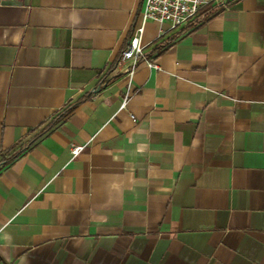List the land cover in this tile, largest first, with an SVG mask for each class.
<instances>
[{
    "label": "crops",
    "instance_id": "crops-1",
    "mask_svg": "<svg viewBox=\"0 0 264 264\" xmlns=\"http://www.w3.org/2000/svg\"><path fill=\"white\" fill-rule=\"evenodd\" d=\"M143 3L0 0V264H264V0Z\"/></svg>",
    "mask_w": 264,
    "mask_h": 264
},
{
    "label": "built area",
    "instance_id": "built-area-1",
    "mask_svg": "<svg viewBox=\"0 0 264 264\" xmlns=\"http://www.w3.org/2000/svg\"><path fill=\"white\" fill-rule=\"evenodd\" d=\"M5 2L16 0H2ZM222 0H144L141 11V24L135 28L126 49L121 55V61L130 63L129 73L132 74L138 60L143 57L141 37L144 25L147 22L159 25V34L162 33V26L168 24L170 29L180 28L191 21L197 13L206 6H218ZM150 67L158 68L154 63H148ZM120 109H126V99L123 100ZM131 118L133 119L132 115ZM83 150L82 146H71L72 157L78 156Z\"/></svg>",
    "mask_w": 264,
    "mask_h": 264
},
{
    "label": "trees",
    "instance_id": "trees-1",
    "mask_svg": "<svg viewBox=\"0 0 264 264\" xmlns=\"http://www.w3.org/2000/svg\"><path fill=\"white\" fill-rule=\"evenodd\" d=\"M218 7V6H217ZM216 6H206L200 9V11L197 13V15L188 23V27H194V25H199L205 20L209 19L215 12L218 10ZM216 10V11H215ZM78 104V103H77ZM71 107H68L62 114L58 115L54 121H52L46 128L45 131L51 129L53 125L62 117H64L69 111ZM33 143V139L29 141L25 146L19 149L16 153H14L9 159L1 160L0 161V169L4 167L6 164H8L11 160L15 159L17 156H19L23 151H25L31 144Z\"/></svg>",
    "mask_w": 264,
    "mask_h": 264
},
{
    "label": "water",
    "instance_id": "water-1",
    "mask_svg": "<svg viewBox=\"0 0 264 264\" xmlns=\"http://www.w3.org/2000/svg\"><path fill=\"white\" fill-rule=\"evenodd\" d=\"M229 1H226L225 4H227Z\"/></svg>",
    "mask_w": 264,
    "mask_h": 264
}]
</instances>
